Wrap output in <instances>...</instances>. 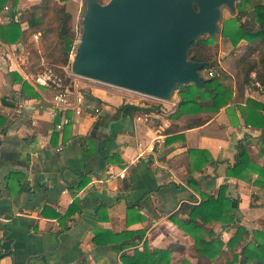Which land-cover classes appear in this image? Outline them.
<instances>
[{"label": "crops", "instance_id": "1", "mask_svg": "<svg viewBox=\"0 0 264 264\" xmlns=\"http://www.w3.org/2000/svg\"><path fill=\"white\" fill-rule=\"evenodd\" d=\"M12 1L0 4V264H124L121 252L132 255L144 242L170 249L168 264H221L242 250L251 230L264 231V186L254 183L264 165V125L247 123L238 107L247 97L264 105V93L257 81L245 83L235 67L244 39L235 46L226 40L232 57L227 66L218 48L216 63L231 92L214 113L176 116L177 93L161 100L90 78H72L66 102L57 105L53 90L29 73L25 44L4 27L12 13L26 28L21 12L39 0ZM70 1L63 3L73 14ZM124 102L150 109L124 115L117 109ZM256 109L264 115V107ZM190 149L204 150L207 161ZM243 150L246 177L227 176ZM221 184L237 204L236 217L203 224L224 241L221 252L206 258L170 215L188 219L190 206L205 194L215 196ZM71 204L76 209L69 215ZM237 225L248 234L229 249ZM125 229H143L142 238L115 241Z\"/></svg>", "mask_w": 264, "mask_h": 264}, {"label": "trees", "instance_id": "2", "mask_svg": "<svg viewBox=\"0 0 264 264\" xmlns=\"http://www.w3.org/2000/svg\"><path fill=\"white\" fill-rule=\"evenodd\" d=\"M63 1L39 0L37 3L30 5L21 12L22 17L28 23L26 28H21L20 19L14 20L12 13H10L11 20L4 26L8 30L7 32L14 35L12 39L14 41L21 40L30 52L29 73L31 76H35L44 67H50L63 74L62 67L68 66L74 41V24L73 14L66 10ZM97 1L102 3L105 0ZM2 2L4 0H0V4ZM12 3L14 5L15 0ZM234 7L236 14L222 21V26L218 33L214 35H199L194 42L190 43L188 57L194 61L206 62V66L201 69V76L205 84L191 83L177 92L179 100L174 115L180 116L199 112L211 114L218 111L221 105L227 104L231 89L223 82L226 75L216 63L218 45L215 43V39L217 34L228 40L233 46L240 39L246 41L247 44L243 51L234 61L235 67L242 75L245 83H250L253 80L257 81L262 93H264V0H236L234 1ZM0 28L3 27L0 26ZM33 33H37L36 43L32 39ZM3 40L9 41L6 37ZM41 59L43 60L41 61ZM208 70H210V74L206 73ZM251 72H253V75H251ZM64 78L68 83L66 74ZM25 84L26 82H23V85ZM244 105H238V107L246 122L251 125L261 124L263 126L264 115L257 112L256 108L264 107V105L256 103V100L249 97L246 98ZM149 107L124 102L117 109L118 111H123L124 115L132 116L137 111L150 109ZM249 108H253V111H248L247 114V109ZM1 120L0 117V122ZM102 151L104 153L103 158L109 160L107 152L105 150ZM189 151L195 157L201 154L202 163L208 159V155H206L204 150L190 149ZM247 166L248 154L243 150L237 157V161L226 169V174L227 176L246 177ZM257 170L259 171V177L258 179L256 178L254 183L257 186H264V165ZM87 180L85 177L82 178L78 186L81 187ZM189 182L194 186L193 180H189ZM225 189L226 185L221 184L215 196L210 194L203 195L197 205L190 206L188 219L184 220L176 218L173 214L170 215L173 218L172 221L178 227L193 236L196 254L204 255L206 258H211L221 252L224 241L211 230H204L203 224L209 220L229 223L236 217L237 204L233 205L231 202L232 198L225 197ZM136 204L137 202L131 203V205L128 204V207H133ZM75 209L76 207L71 204L68 214L73 213ZM202 231L204 234H202ZM142 234L143 229H135L134 231L125 229L116 233L114 240L122 239L124 241L131 237L142 238ZM246 234H248V231L243 226L237 225L233 235L226 242L227 248L234 249ZM251 234L252 238L241 245L242 250L233 252L230 260L221 264H243L246 261H251L253 264H264V231L253 229ZM95 241L99 244L101 243V238L96 236ZM129 244L122 242V247ZM169 251L170 249L168 248L165 250L161 248L150 249L147 243L144 242L143 248L139 249L136 247L132 255L121 252L120 256L124 264H168L167 256ZM180 264L190 263L187 260H182Z\"/></svg>", "mask_w": 264, "mask_h": 264}, {"label": "water", "instance_id": "3", "mask_svg": "<svg viewBox=\"0 0 264 264\" xmlns=\"http://www.w3.org/2000/svg\"><path fill=\"white\" fill-rule=\"evenodd\" d=\"M223 6L233 12L234 0H84L69 72L161 100L204 85L206 62L188 51L218 31Z\"/></svg>", "mask_w": 264, "mask_h": 264}, {"label": "rangeland", "instance_id": "4", "mask_svg": "<svg viewBox=\"0 0 264 264\" xmlns=\"http://www.w3.org/2000/svg\"><path fill=\"white\" fill-rule=\"evenodd\" d=\"M106 1V0H105ZM234 1H236V0H234ZM67 6L69 7V8H71V10L73 11V14H74V18H73V26H74V41H73V43H72V50H71V54L73 53V51H74V43H75V41H76V39H77V37H78V34H79V29L81 28V22H82V16H83V14H82V12H83V9H84V0H71L68 4H67ZM221 12H222V14H221V17H220V20H219V22H218V25H219V29H221V26H222V21L224 20V19H226L227 17H230V16H232V15H234V14H236V10L234 9V11L233 12H229L228 10H227V8L225 9V7L223 6L222 8H221ZM219 29H218V31H219ZM218 31H217V33H218ZM217 37H216V39H215V42L217 43V40H219V43H217L218 44V48H220V50H219V52L223 55V57L222 58H220V60H223L222 61V63H223V65H226L227 66V61L230 63V60H231V58L228 56L229 55V53H231L230 52V50H231V45H229V44H226L227 43V41L226 40H223V39H220V38H218V34L216 35ZM243 48H244V46H243ZM242 48V49H243ZM226 52H227V54H226ZM71 54H70V56H71ZM226 54V55H225ZM67 68H68V72H69V61H68V66H67ZM201 71V70H200ZM67 77H68V83H69V85H70V83H71V81L73 82V79L72 78H74V79H77V80H82V79H87V78H84V77H81V76H78V75H74V74H72V73H70L69 72V74L67 75ZM89 79V78H88ZM67 83V84H68Z\"/></svg>", "mask_w": 264, "mask_h": 264}, {"label": "built area", "instance_id": "5", "mask_svg": "<svg viewBox=\"0 0 264 264\" xmlns=\"http://www.w3.org/2000/svg\"><path fill=\"white\" fill-rule=\"evenodd\" d=\"M7 6L4 5V8ZM62 73L66 76L68 75V68L67 66L62 67ZM207 74H210V70L206 71ZM59 73L58 71L50 68L44 67L41 71L37 72L35 76H32L35 83H39L44 86H48L53 90V100L57 105H62L66 102V97L68 93V86L67 82L65 81L64 75ZM16 110L19 112L20 110L18 107Z\"/></svg>", "mask_w": 264, "mask_h": 264}]
</instances>
